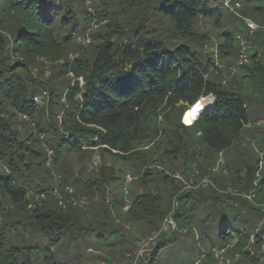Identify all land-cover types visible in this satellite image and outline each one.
<instances>
[{
	"label": "trees",
	"instance_id": "1",
	"mask_svg": "<svg viewBox=\"0 0 264 264\" xmlns=\"http://www.w3.org/2000/svg\"><path fill=\"white\" fill-rule=\"evenodd\" d=\"M236 1L251 6L254 0ZM86 3L14 0L0 22V192L11 210L15 209L12 213L18 219L11 222L21 224L19 229L24 232L29 229L26 236H19L21 245L14 238L5 243L0 233V264H72V258L79 255H71L66 246L90 232L95 233L92 244L107 249L111 257L107 264H112L116 257L132 250L134 238L129 231L123 233L125 227L115 223L110 213L142 226L146 229L140 232L142 236L161 231L151 250L140 257V264H156L175 234L191 233L199 249L192 264L209 257L216 264L211 250L226 246L224 258L230 262H264V177L256 179L257 167L231 172L225 165L228 178L221 173L210 177L218 189L233 187L248 192L255 187L250 193L255 194V200L223 193L213 201V211L197 229L192 226L197 208L188 203L205 190H183L180 177L148 166L159 163L171 169L182 159L184 178L209 176L212 164L204 158L211 155L203 153L202 146L211 153L229 149L248 124L242 87L260 86V93L264 91V34H250L243 20L241 37L249 40L246 34L252 35L249 41L254 49L248 63L235 65L245 72L239 83L234 82L233 74L225 84L218 61L230 63L228 57L239 55L240 37L233 19L241 18L220 0ZM252 8L264 12L261 6ZM203 25L217 35L215 57L205 50L211 41L201 30ZM81 33L88 34V44L76 42ZM38 96L47 100L44 107L39 108L34 101ZM204 97L191 111L195 116H189V107ZM15 115L27 126L25 139L10 126ZM41 140L53 150L51 165L58 173L59 186L71 185L87 195L96 189L100 194L88 210L90 216L84 210L65 211L55 201L27 209L34 204L33 199H27L30 191L45 192L54 184L45 166L46 152L35 148ZM196 145L201 151L195 150ZM95 151L101 157L95 174L91 178L75 175L67 159L79 158L80 166L86 167ZM197 155L202 163H198L195 176L191 166ZM105 156L129 165L139 182L136 186L142 188L123 214L121 201L104 199L105 188L120 178L114 167L105 163ZM152 182H156V193L152 192ZM3 196L0 212L5 206ZM175 200L177 207L171 218L176 230L164 232L163 221ZM249 213L260 225L247 227L243 217ZM208 220L212 224L207 226ZM30 235L46 239L45 244L28 241ZM35 253L42 254L41 261L32 260ZM202 253L205 256L201 259Z\"/></svg>",
	"mask_w": 264,
	"mask_h": 264
},
{
	"label": "rangeland",
	"instance_id": "2",
	"mask_svg": "<svg viewBox=\"0 0 264 264\" xmlns=\"http://www.w3.org/2000/svg\"><path fill=\"white\" fill-rule=\"evenodd\" d=\"M13 1L14 0H0V22L2 21V19L4 18V15H6L7 11L12 6ZM240 4H241V7L239 8L240 12L237 9L236 10L237 14L243 17L244 19H249L252 22H254L261 29L260 32L264 34V12L263 14H261L260 12H257V10H254L252 8L255 6H261L264 9V0H254L252 1L253 5L251 6L249 3L244 2V1L243 3L240 1ZM86 6H88V9L90 10L91 8L90 5H86ZM229 12H232V11H229ZM232 13L234 14V12ZM6 18L8 19V17ZM243 24L244 23H243L242 18L236 19V20L233 19V27L234 29H236L238 38L240 37L239 38V42L241 45L240 51L242 49L241 43H244L246 46L245 53L247 54V56H250V53L254 49V44L251 43L249 40L253 39L254 37L249 34H246L245 36L249 40L241 37V34L245 32L244 31L245 25ZM201 30L203 32H207L208 35L210 36L211 42L205 46L206 52L213 53L215 57L216 52H217L216 45L218 43V41L216 40L217 39L216 33L213 32L211 27H208L207 25H203ZM85 35H88V34H84V33L80 34L81 38ZM74 53L69 52L68 54L70 56H73ZM237 57H238V54L228 57L227 60L230 63H226L224 61L223 62L218 61V67H220L219 70L222 71L223 73L222 81L225 82V84H229V82L231 81V72L236 67L235 65L237 64ZM40 60H43V59H40ZM44 63H50V61L45 60ZM219 70L217 71L218 73H220ZM48 72L49 71L46 70L45 75H48ZM234 74H235L234 82L239 83V79L241 80L245 72L244 70L237 69ZM253 80L254 82H256L255 77H253ZM259 90H260V86H252L251 88L249 86L242 87L241 95L245 98L248 124L245 125L242 128V130L236 135L229 149L221 153H211V151L209 152V149L205 145L202 146V149L204 150L203 153L207 152V153H210L211 155L210 158L209 156H207L208 158H204L205 163L212 164L209 167L208 177L205 176L201 178L200 180H196L197 178L195 177L194 178L193 177L184 178V176H182L180 172L181 171L180 169L183 168L182 159H177L176 164L174 163L175 166H172L171 169L169 165L166 167V166L160 165L159 163H156L154 165H148L149 168L151 169L161 170L163 168L165 169L166 174L172 175L174 177H180V179H182L181 183H182V188H184L183 190H191L193 192L194 190L201 189V188L205 190L206 192L204 194L205 196L204 195L199 196V197L194 196L193 200L188 203L189 207L197 208L193 210L194 211L193 214H195V217L193 218L194 220L192 224V226L196 227L197 229L201 228L204 217L206 215L208 216V214H210L213 211V208L215 207L213 205L214 203L213 201L217 198L220 199L222 197L221 194L225 193L228 195H232L234 197L240 194L239 197L244 198L245 195H248L253 192L252 191L253 188L255 189V187H253L248 192H244V191L240 192L236 190V188H233V187H226V188L218 189L215 186V183H213V181L211 180V178L213 177V175H216L217 173H221L223 178H228L230 173L226 169L225 165H228L229 170L231 172H234L236 170L244 172L246 168L249 166L255 167V168L257 167V171L255 174L256 179H258V177H261V176L264 177V169H263L264 168V91L260 93ZM46 101L47 100H41V101H38L36 104L39 108H41L45 106ZM10 113H13V112L10 111ZM191 116L193 117L195 115L191 114ZM24 123L25 122L23 118H21L19 115H15L14 117L11 118L10 126L13 130L15 129L18 131L19 137H21V139H25L29 135V132L27 131V126H25ZM43 138H44V135H43ZM42 141L43 140H41L38 146L36 145L35 148L46 152L47 147H45V144ZM195 150L197 152L201 151V146L196 145ZM200 157L201 156L197 155L196 156L197 161L193 163L191 166V169L194 172L195 176L198 175V172H199L197 165L198 163L202 161V159L200 160ZM100 160H101V157L99 156L98 151H95L91 155L90 162L86 165V167H83L82 165L80 166L78 162L79 158H76V157L68 158L67 162L69 165L72 166V169L75 175H82V176L84 175L85 178H88V177L91 178L97 171V167L100 164ZM104 161L106 164L113 166L115 173L118 172L119 177H120L118 180L113 182V184L105 188L104 199L105 200L108 199L110 201L113 198H116L119 202L121 201L120 203L122 207L120 211H122L121 214H123L129 208L131 199L135 196V194L142 192V188L136 186L139 184V182L135 180L134 176L131 175L129 165L121 163L119 162V160L113 159L109 156H105ZM259 164H261L260 168H259ZM46 168L48 169L47 171L50 177L52 176L51 180L54 182V184L51 186L49 191L55 188L62 192V190L65 187L75 188L74 186H71V185L59 186L58 184L59 176H58L56 169L51 168V167H46ZM40 172H42V170H40ZM127 174L131 176L133 181H131V183L127 185L126 188H127L128 193L125 194L123 192V186H124L123 178ZM254 184L256 185V181L254 182ZM151 185H152V192L156 193L157 191L156 182H152ZM208 187H212L213 189L209 190ZM78 188L81 190L80 187ZM75 189L77 193L75 194V196H73V198H70L69 200H71V202L72 201L77 202V205H73V206L68 205L64 210L66 211L70 208L84 210L86 211V214L90 216V213H89L90 211L88 210L92 208V204L94 202L99 200L100 194L97 193L98 191H94L96 189L91 191L90 195H87L84 192L83 193L80 192L77 188ZM32 192H33L32 194L33 196L30 198V200L33 199L32 202L34 204H32L31 207L28 206L27 209L29 210H32L34 207L40 208L42 205H44L43 203L44 201H47V202L55 201L56 202V199L53 198L55 197L53 191L50 192V195L47 194V197L44 200L37 199L36 198L37 193H35L34 191ZM1 194L2 193L0 192V199L3 196ZM76 195L77 196L78 195L87 196V205L81 206L78 203L79 199H77ZM254 200H255V194H253V199H252L253 203H254ZM3 201H4L5 206H4L3 211L0 212V233H3V236H5L4 237L5 243H8L7 240L9 238H14V240L18 241L17 243L21 245L22 243L19 242L20 240L19 236H24V235L26 236L29 229H27V232H24L22 229H19V228H22L21 224H13L11 222L13 219L14 220L18 219V218H14V215L12 213V211L15 209L11 210V207H10L11 204L8 202V200L5 197L3 198ZM175 207H177L176 200L173 201V208L171 211L169 210L170 212L168 211L166 213L167 214L166 217H169V215H172V212ZM230 209L233 210L232 208ZM110 214L113 218H115L114 220L115 223L121 224L122 227L123 226L125 227V229L123 230V233H127V231H129L131 232V235L134 238V240H132L134 243V247L130 245V247H132L131 248L132 250L130 252H126L122 254L119 258L116 257L115 259H118V260H114L112 262V264L127 263L130 258H133V253L137 251L138 249H140V247L142 246V243L146 241L142 239H147L152 234L148 236H142L140 235V232L141 233L146 232V229L141 228L142 226H136V223L133 222L132 220H128V222H125L119 216L113 213H110ZM243 218L247 220V227L251 228L253 226L260 225L259 224L260 221L256 217H253V215H251L250 213L248 215L246 214V216ZM205 224L208 226L212 224V222L211 220H208L206 221ZM171 227L172 226H168V224H165L163 227V231L168 232L171 230L173 231L176 230V224H174V229H172ZM94 234L95 233L90 232L86 237L79 236L77 237L76 241L69 243L68 245L66 244L67 245L66 250L71 255H74V256L79 255L75 259L74 257L72 258L73 259L72 264H107V259L111 258L110 255L108 254L109 252L107 251V249L103 247H99V246L95 247L92 244L94 242V239H93ZM214 234L215 232L212 233L213 237H214ZM193 235L194 234L192 233L184 235V236H179L175 234L173 236L175 237L173 238V241H168L167 244L161 250L159 259L156 264H192L195 257L198 255V252H199V249H197L198 246L196 247V241L194 240ZM195 235H196V232H195ZM29 237L30 238L28 241H31L30 239H32V240H35L36 242H41V244H45L46 239H41L39 235H35V236L30 235ZM159 237H161V233H159L158 238ZM154 244L155 243H150L146 247H144L141 255L148 253V251L151 250ZM116 246L117 245L113 247H116ZM114 254H118V253H114ZM201 255H204V253H202ZM36 258H37V261H41L42 254L40 253L32 254V260H36ZM212 261L213 260H211V258L209 257L208 259L202 261L200 264L215 263V262L211 263ZM261 261L258 260L254 264H264V262L263 261L261 262ZM137 264H140V263L137 261Z\"/></svg>",
	"mask_w": 264,
	"mask_h": 264
},
{
	"label": "built area",
	"instance_id": "3",
	"mask_svg": "<svg viewBox=\"0 0 264 264\" xmlns=\"http://www.w3.org/2000/svg\"><path fill=\"white\" fill-rule=\"evenodd\" d=\"M220 1L222 2V5H223L224 7H226L229 11H232V12H234V14H236V15L239 16V17H241L240 15L237 14V11H236L237 9L239 10V8L241 7V4H240L239 1H236V0H220ZM86 2L88 3L89 0H86ZM241 18L244 20V23H245V25H246V27H247V29H248V31H249L250 34L256 32V31H260V30H261V29H260V28H259L254 22H252L251 20H249V19H244L243 17H241ZM89 41H90V38H89L87 35L84 36V37H82V38H81L80 35H79V36H76V42H77V43H81V44L85 45V44H88ZM241 44H242V49H241V51H240V53H239V55H238V62H237V65H238V66H239V65H242V64H246V63H248V56H247V54L245 53V48H246V46H245L244 43H241ZM246 44H247V43H246ZM237 69H238V67H237V68H234V69L232 70V72H231V75H233V74L236 72ZM41 100H42V97H39V96L34 98V101H35L36 103H37L38 101H41ZM42 137H43V135H41V138H42ZM46 154H47V159H46V161H45V166H46V167H51V168H52V165H51V156H52V154H53V150L47 147V148H46ZM260 165H261V164H259V168H260ZM262 165H263V163H262ZM259 168H258V169H259ZM131 181H132L131 176L128 175V174L125 175V177H124V179H123V184H124V186H123V192H124L125 194L128 193L126 187H127V185H128L129 183H131ZM48 191H49V190H47V191H45V192H35V193H37V194H36V198H37V199H40V200H44V199H46L47 194L50 195V192L53 191L55 197H53V196H52V197L56 199V203H57V205H58L59 208H61V209H65L68 205H71V206H73V205H77V202H75V201H72V202H71V200H69L70 198H73V196H75V194L77 193V191H76L75 188H72V187H65V188L62 190V192L59 191V190H57V189H55V188H54V189H51V190L49 191V193H48ZM32 194H33L32 191H30V192L27 194V199H28V200H30V198L33 196ZM76 196H77V195H76ZM244 197H245L246 199H248L249 201H252V199H253V194H252V195H245ZM77 199H79L78 203H79L81 206H85V205H87V196H80V195H78V196H77ZM106 201H108V199H107ZM28 206L31 207L32 204H29ZM165 224H168V226H172L171 228L174 229V222H173V220H172V218H171V215H169V217H166V218L164 219L163 224H162V229H163V227H164ZM160 232H161V231H158L157 233H153V234H152L149 238H147V239H142V240H146V241H144V242L142 243V246L140 247V249H138L137 251H135V252L133 253V258H130V259L128 260L127 263H121V264H137V261H139L140 257L142 256L141 254H142V252H143L144 247H146V246H147L148 244H150V243H154V242H155V239L158 238ZM251 240H252V237H251ZM227 247H228V246H226V248H227ZM226 248H225V249H226ZM225 249H221V248H213V249L211 250L212 255H213L214 258L217 260L216 264H236L235 262H230L229 259H225V258H224ZM204 256H205V255H201V259L204 258ZM198 263H199V261H196L194 264H198Z\"/></svg>",
	"mask_w": 264,
	"mask_h": 264
},
{
	"label": "water",
	"instance_id": "4",
	"mask_svg": "<svg viewBox=\"0 0 264 264\" xmlns=\"http://www.w3.org/2000/svg\"><path fill=\"white\" fill-rule=\"evenodd\" d=\"M204 98H205V97H204ZM204 98H200L197 102H195L192 106H190L189 109L192 108L193 106H195L196 104H198L199 101H200L201 99H204ZM189 109H188V111H189Z\"/></svg>",
	"mask_w": 264,
	"mask_h": 264
},
{
	"label": "bare ground",
	"instance_id": "5",
	"mask_svg": "<svg viewBox=\"0 0 264 264\" xmlns=\"http://www.w3.org/2000/svg\"><path fill=\"white\" fill-rule=\"evenodd\" d=\"M205 99V98H204ZM195 106H198V104H196ZM195 106H193L192 108H190V112L192 111V109H194L195 108ZM203 109V108H202ZM189 112V116H191V113ZM199 114V113H198Z\"/></svg>",
	"mask_w": 264,
	"mask_h": 264
},
{
	"label": "crops",
	"instance_id": "6",
	"mask_svg": "<svg viewBox=\"0 0 264 264\" xmlns=\"http://www.w3.org/2000/svg\"><path fill=\"white\" fill-rule=\"evenodd\" d=\"M208 98L212 99L211 97H208Z\"/></svg>",
	"mask_w": 264,
	"mask_h": 264
}]
</instances>
